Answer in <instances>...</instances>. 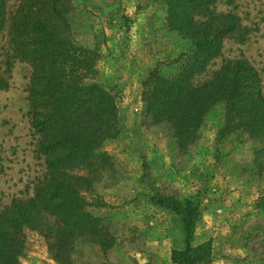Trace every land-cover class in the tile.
<instances>
[{"label": "rangeland", "instance_id": "obj_1", "mask_svg": "<svg viewBox=\"0 0 264 264\" xmlns=\"http://www.w3.org/2000/svg\"><path fill=\"white\" fill-rule=\"evenodd\" d=\"M17 3L6 0L7 17ZM214 6L217 12L236 13L248 32L224 41L201 80L224 60L242 57L258 71L264 88V0H218ZM72 16L76 38L95 40L101 48L98 82L117 93V119L114 136L100 145L95 158L65 179L79 189L82 213L92 219L94 233L69 236L62 227L67 248L61 259L65 264H171L172 250L185 247L183 225L151 200L158 191L196 205L200 219L193 246L211 249L201 264H264V146L238 135L218 143L220 107L208 115L188 151L178 149L166 125L141 124L145 74L156 62L189 48L167 28L163 0H79ZM8 54L3 32L0 77L7 87L0 89V210L13 199L30 198L45 173L27 118L31 67L14 59L6 72ZM27 217L14 232L16 263L58 264L55 217L38 215L39 226L33 214Z\"/></svg>", "mask_w": 264, "mask_h": 264}, {"label": "trees", "instance_id": "obj_2", "mask_svg": "<svg viewBox=\"0 0 264 264\" xmlns=\"http://www.w3.org/2000/svg\"><path fill=\"white\" fill-rule=\"evenodd\" d=\"M17 1L7 17L6 0H0V38L6 32L9 48L4 65L7 72L11 60L18 59L31 67L27 118L38 137L35 153L43 158L45 173L30 198L13 199L0 210V264H17L20 253L13 238L27 224V214H33L39 226L37 216L47 213L55 217L58 229L56 262L65 264L61 257L67 246L61 228L69 236L94 233L92 219L82 213L85 204L79 189L65 179H72L70 172L94 159L100 145L114 136L117 93L98 82L103 57L99 44L78 39L73 32L71 14L79 0ZM217 1L163 0L167 28L186 40L189 48L156 62L141 81V124L166 125L181 152L196 143L206 118L217 107L222 110L218 143L238 135L264 146V88L253 65L242 57L224 60L201 80L221 55L224 41L248 32L236 13L217 12ZM6 87L1 76L0 89ZM151 200L181 218L185 247L172 250L171 264H201L209 259L208 244L193 246L200 219L196 205L158 191Z\"/></svg>", "mask_w": 264, "mask_h": 264}]
</instances>
